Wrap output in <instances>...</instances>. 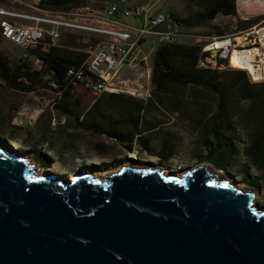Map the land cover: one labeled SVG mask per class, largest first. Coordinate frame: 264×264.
<instances>
[{"label":"water","instance_id":"1","mask_svg":"<svg viewBox=\"0 0 264 264\" xmlns=\"http://www.w3.org/2000/svg\"><path fill=\"white\" fill-rule=\"evenodd\" d=\"M4 148L0 264H264V207L205 164L68 179Z\"/></svg>","mask_w":264,"mask_h":264},{"label":"rangeland","instance_id":"2","mask_svg":"<svg viewBox=\"0 0 264 264\" xmlns=\"http://www.w3.org/2000/svg\"><path fill=\"white\" fill-rule=\"evenodd\" d=\"M81 1V7L79 8L97 10L118 0ZM127 1L130 7L141 6L146 11L139 18L129 16L126 21L130 25L143 24L145 15L154 13L189 19L190 22H195L198 18L197 15L204 12L201 0ZM248 11L252 14L250 20H256L253 24L261 21L257 20L259 17H264V5L262 4L249 6ZM21 13L44 17L43 13L28 8ZM217 17L216 22L208 21L205 24L198 25L194 33L224 35L230 33L233 27H237L236 22H233L231 17L228 19ZM16 23L32 24L31 21L22 19H18ZM42 26L47 31L51 29L50 26ZM248 26L243 24L242 28L237 27V29H244ZM106 40L105 37L85 32L69 34L61 30L60 38L56 44L64 47L69 45V47L85 52L89 47L93 49L97 42ZM150 47V40H146L140 46L144 54L138 55V59L143 56L147 57L145 63L138 62L135 65L124 66L112 81V88L117 90L114 93L140 102L144 107L143 112L140 114L143 122L148 126L155 124L152 132L147 131V135H151L152 139L150 151L140 150L135 143L132 149H127L104 135L86 131L75 125L73 117L77 113L86 111L96 102H100L99 107L102 111L99 123L105 128L114 127L115 121L121 117V113L110 104L108 96L103 98L104 96L102 97L101 94L94 97L82 86L74 88L73 96L69 100L71 115L58 111L55 105L61 100L59 92L55 90L56 86L54 87L52 84V87H50L47 84L46 76L43 77L36 91L30 93L9 89L0 80V145L12 148L25 156L34 168L39 169V173L51 172L68 179L77 173L86 171H90L101 178L115 172L121 166L131 163L138 167H146L152 164L161 167L168 173L175 174H181L196 166L205 164L214 173L219 174L230 183H234L240 188L253 190L255 192V203L264 207V180H262L264 174L248 166V161L241 151L245 140L244 124L241 121L237 122V143L240 145L241 152L227 164L225 170L215 169L212 164L204 161L205 147L202 139L194 132L193 128H199L207 123L211 111L212 97L208 94H195L186 91L176 102L173 111H168L150 91V71L153 59V54L149 52ZM0 50L12 65L23 63L31 71L41 68V62L35 56L30 55L26 59L22 58L23 51L18 46L5 43L0 47ZM245 107L246 104L240 102L238 109L242 111ZM37 111H40L39 114ZM2 113H12L14 124L2 120ZM190 118L200 119L201 123L196 120L190 121ZM48 120L49 124L47 125ZM119 128L124 130L125 125H121ZM163 143L168 145L171 154L170 158L165 161L160 151ZM131 152L135 155L133 159ZM45 155L49 158V164L43 165V162L47 160ZM245 171H248L251 182H259L260 184L253 186L244 183L243 174Z\"/></svg>","mask_w":264,"mask_h":264},{"label":"trees","instance_id":"3","mask_svg":"<svg viewBox=\"0 0 264 264\" xmlns=\"http://www.w3.org/2000/svg\"><path fill=\"white\" fill-rule=\"evenodd\" d=\"M2 0H0L1 2ZM237 0H201L204 12L199 13L196 24L202 25L214 20L217 16L237 17ZM81 0H39L37 7L49 11H69L81 7ZM259 17L257 20H262ZM256 20L241 21L236 25L248 26ZM182 23L189 24V19H182ZM0 35V44L2 42ZM45 37L43 44L29 54L41 62L39 70H29L23 63L12 65L0 50V80L12 90L30 93L36 91L38 85L47 77V84H53L59 92L60 102L55 105L56 110L71 115L69 100L73 96L74 86L66 80V70L72 66H80L87 59V53L67 45H49ZM207 54L201 53V47L194 43H180L160 47L154 54L150 71V91L158 102L172 112L176 102L184 92L208 94L212 97L209 119L205 125L193 128L200 136L205 147L204 161L212 164L215 169L225 170L227 164L242 151L248 161V166L264 174V82L253 83L247 72L240 69H210L198 67L200 58ZM218 64H225L219 60ZM103 97V94H102ZM105 98V96L103 97ZM121 113L116 119L114 127L105 128L100 123L78 124L86 131L100 134L114 140L127 149L133 144L140 150L150 151L151 135L155 124L147 125L140 114L143 105L135 99L122 95L109 96L108 99ZM59 101V100H58ZM240 102L246 104L244 110L239 111ZM99 107L100 102L93 104ZM201 123V120L195 119ZM190 118V121H195ZM241 121L245 128V140L240 151L237 143L238 125ZM125 125L122 130L119 126ZM163 160L170 158V148L166 143L161 146ZM49 164V158L45 155ZM262 180H264V175ZM243 182L247 185L258 186L259 182H251L248 171L243 174Z\"/></svg>","mask_w":264,"mask_h":264},{"label":"built area","instance_id":"4","mask_svg":"<svg viewBox=\"0 0 264 264\" xmlns=\"http://www.w3.org/2000/svg\"><path fill=\"white\" fill-rule=\"evenodd\" d=\"M257 4L264 5V0H237V17L232 18L244 22L250 20L252 14L248 8ZM28 7L43 13L44 17L8 11L0 7V35L3 40L20 47L24 59L30 56V50L43 44L45 37L48 38L49 45H57L61 30L69 34L85 32L107 38L106 41L97 42L93 49L89 47L85 51L88 56L82 65L66 70L68 84L82 86L94 97L117 92L112 88V81L119 71L124 66L147 61L145 56L138 59V55L144 54L140 46L146 40L151 41L150 54L166 45L197 44L201 47V53L207 54L205 58L199 59L198 67L210 69H240L229 64L232 53L242 49H255L258 53L254 60L264 70V18L244 29H237L235 26L228 34L203 35L185 29L175 17L161 13L145 15L143 24L130 25L127 18H139L145 10L141 6L127 7V0H118L97 10L76 8L69 11H49L39 9L37 4H28ZM18 19L31 21L32 24H17ZM42 25L50 26L51 29L47 31ZM219 60L225 64L219 65ZM250 78L252 82H264V75L260 81L254 80L252 76ZM131 155L135 158L133 152Z\"/></svg>","mask_w":264,"mask_h":264},{"label":"crops","instance_id":"5","mask_svg":"<svg viewBox=\"0 0 264 264\" xmlns=\"http://www.w3.org/2000/svg\"><path fill=\"white\" fill-rule=\"evenodd\" d=\"M37 3H38V0H18V2H14V1H10V0H2L0 2V7L3 8V9H6L8 11L21 13L26 8L32 9V8L28 7V4L36 5ZM103 7L104 6L100 7L99 9H102ZM127 7H130L128 5V1H127ZM154 14H157V13H154ZM154 14H149V15H154ZM219 18L228 19L230 17H228V16H226V17L220 16ZM176 19L182 24V26L185 29H187L189 31L195 32V30L198 28V24H196V21L195 22H190L189 24L185 25L184 23L181 22V20L184 19V18H182V19L176 18ZM216 19H218V17H216L212 21L216 22ZM231 19L233 20V22H236V18H232L231 17ZM10 20H13V19L10 18ZM5 43H9V42H7L5 40H2V42L0 44V47L3 46ZM115 95H121V94H118V93H103V96H105V97L106 96H108V97L110 96L111 97V96H115ZM122 96H124V95H122ZM93 104L89 108H87L86 111H83L81 113H77L76 116L73 117V120H75L74 121L75 125L78 126V124L81 123V122H86L87 124H95V123L97 124V123H99L100 116L102 115V111H100V107H94ZM37 112L39 114L40 111H37ZM1 116H2V120L10 122L11 124H14L13 123L14 122V120H13L14 116L12 115V113H9V114H3L2 113ZM15 119H16V117H15ZM113 122H114V120H113ZM48 124H49V120L47 121V125Z\"/></svg>","mask_w":264,"mask_h":264},{"label":"bare ground","instance_id":"6","mask_svg":"<svg viewBox=\"0 0 264 264\" xmlns=\"http://www.w3.org/2000/svg\"><path fill=\"white\" fill-rule=\"evenodd\" d=\"M257 53H258V51L255 49L254 50L242 49V51H234L230 57L229 64L232 67L240 68V69L247 71V73H249V75L252 76L253 79H255L256 81L257 80L260 81L263 78L264 70H263V67L261 66V64L254 60V57L257 55ZM2 148H4V146H2ZM14 148L16 149L15 146H14ZM136 167L138 168V166H136ZM118 170H116L115 172H117ZM164 173L166 175L169 174L168 172H166V170L164 171ZM40 174L44 175L45 173H40ZM236 187L238 188L239 186H236ZM254 200H255V198H254Z\"/></svg>","mask_w":264,"mask_h":264}]
</instances>
